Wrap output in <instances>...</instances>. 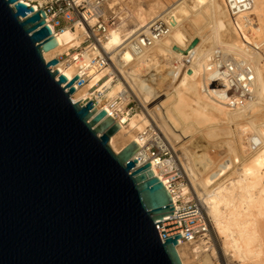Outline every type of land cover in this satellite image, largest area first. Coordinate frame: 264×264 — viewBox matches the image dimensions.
<instances>
[{"label":"water","instance_id":"water-1","mask_svg":"<svg viewBox=\"0 0 264 264\" xmlns=\"http://www.w3.org/2000/svg\"><path fill=\"white\" fill-rule=\"evenodd\" d=\"M57 45L44 11L0 0V264H182L170 193L136 143L113 152L117 121L72 102L78 76L43 58Z\"/></svg>","mask_w":264,"mask_h":264},{"label":"bare ground","instance_id":"bare-ground-1","mask_svg":"<svg viewBox=\"0 0 264 264\" xmlns=\"http://www.w3.org/2000/svg\"><path fill=\"white\" fill-rule=\"evenodd\" d=\"M251 1L253 5L252 14L255 19V26L249 28L248 30L242 31L243 36L241 37V35H239L235 31L233 24H231L230 20L228 19L222 7L221 0H177L174 8L166 14L165 12L169 8L164 9V11L160 13L163 10V5L159 0H109L107 2L106 7H109L114 11V8H116V10L119 8L118 10L120 11L122 7H128L130 9V15L134 17L136 24L140 26L137 31L140 32L138 34L136 33L137 35H135L134 38L141 35L149 34L150 30H152V28L154 27L156 20L163 21V23L168 27L170 32L166 37L157 42L152 49L145 50L141 53H136L132 52V50L129 51L127 49V46L129 44L124 47L125 50L120 49V46H122L123 39H127L128 35H130L131 33H126V31L122 30L121 28H118L114 31L109 32L107 40L103 43V48L108 53V55L111 56V59L114 61L115 67L123 75V78L125 79L127 85L125 86L123 85L124 83L122 84L119 81L115 82L108 80L106 84L109 85V90L106 94V98L114 97L120 91H126L130 93V91L132 90L140 99L145 102L147 100V97L149 96L146 97V93H144L146 86L144 83L146 82L144 80H141V77L139 76V73H141V69L143 70L144 67H148L151 63L154 67V63H156L157 60L159 61V59L161 58L162 61H168V63L171 64L174 59L170 61L169 55L172 54L176 57H174L175 62L176 60H178L177 58L180 57V61L178 60V63L176 64L174 70V72H176L174 74V79L176 80V83H174L176 87L173 86L174 90L171 95L173 97L171 103L172 106L169 108L173 120L182 122L184 119L186 120L188 115L195 112L197 113V116L200 115L204 119L214 122V126L217 123L222 124L224 128L231 126V128L233 127V129H238V131L237 129H235L237 131L238 135H236L238 136V138L235 137V135V138L232 136L231 139L234 138V140L232 141L236 143V146L238 145L237 147H239V145L240 147L237 148L236 146H233L234 151H232L231 146L234 143L232 145L230 144L228 151L224 150L225 152L221 154L227 159L225 161L227 165H224V163L221 166V170L227 168L229 165L231 166V164L233 165V163L236 162L235 164H237V168L235 167L233 170L235 178L233 176V179L229 180H224L226 177L219 179L220 176L225 174L224 172H222L218 175L216 179L208 183L204 178L199 179L196 172H194V170L189 166L187 167H189L188 170H191V172L188 171L189 173H187L189 174L188 176L191 177V181L193 180L192 183L195 187L197 197L200 198L199 200H201L202 205L204 204V207L206 209L205 214L207 213V218L212 217L215 222V226H213V224H211L210 222L211 218H208L209 234L207 235V237L209 242H212V255L220 256L219 260H221L222 262L223 259L220 258H225V252L223 251L218 242L217 234H220V236L224 234H229L231 236V246L233 248H237L241 251L242 255L248 257L246 261L247 264H264V222H262V219L264 217V143H262V141L264 140H261V138H263L262 135L264 134V132L261 131L263 129H258L257 126H259V123L257 126L255 124V126L257 127L255 130L258 129L259 131H256V134L254 135L252 134L253 136H250V138H246V144L248 146H246L247 149L244 150L243 146H241L242 144L244 145V139L242 138L244 136L242 135H245V133H247L249 130H252L250 126L248 127L249 124L246 121V118L249 116L246 115L248 113L246 111H242L241 109L243 108L244 110V108L247 107L250 101H252L251 99L253 98L256 90L259 94L257 95L260 98V107L264 109V0ZM124 10L128 9L125 8ZM180 15L181 17L183 16V22L175 23V26L172 28V25H174L173 23L178 17H180ZM185 24L187 25V29L185 28ZM144 28H146L145 31L143 30ZM188 29H190V32L192 31V33H188ZM74 30L65 31L55 37L58 45L53 50L43 53V58L46 62L56 58L57 55L63 52H67L70 49L79 47L81 45L82 29L80 27H76ZM179 33L187 34L190 40L194 38V36H196L199 39L198 46L196 45L195 49H193L192 52L191 50L186 51L187 48H183L181 46L183 41H179L182 42L181 44L175 43L178 40L176 36ZM133 34H135V32ZM169 39H171L170 43H167V40ZM223 40L226 41L222 42ZM244 40L259 48V52L253 51L252 54L249 53V51L252 50L246 47ZM187 41L186 43L189 45V42ZM224 43L230 44L228 45V49L230 50V52H237L234 53L236 56L233 55L234 59L236 60V70L234 69L236 77H231V75H227V73L224 72L221 73L223 74L222 79L219 77L218 79H216L213 77L215 75H213V71L210 65L212 54L216 51V48L213 47H215V45H223ZM178 44H180L179 47L177 46ZM206 44H209V46L207 45L208 48L203 49ZM176 46V51H178V49L180 48L182 51L181 53L176 51L174 52ZM247 51L248 54H246ZM225 52L222 53L225 55ZM180 54L181 56H179ZM172 57L173 56H171V58ZM260 58L263 59L259 61ZM76 60H78V58L76 57V55H73V59H69L68 63H57L52 68V70H57L60 74H63L67 78L68 82H71L74 79V76L78 74ZM156 66H158V64ZM162 68L163 67L161 66V70ZM246 70L251 71V74L253 75L252 78L249 79L247 75L242 76L243 71ZM106 72V70L99 73L91 72L90 80L87 82V84L81 88H78L75 93L71 96L73 102L80 101V104H86L89 100H91L92 94H90L89 90L92 89V87L96 85L103 76H105ZM157 75H159V73L156 71V76ZM197 77L199 79H197ZM147 83L149 84V82ZM243 89H246L250 93V96L248 94L244 96L242 94L244 93ZM254 102L255 101H253L252 106L253 104L255 106L256 102ZM259 104H256V106ZM99 107L103 110H108L110 115L113 116V114L109 111L106 103H101ZM184 108H188L190 112L188 113L184 111ZM150 113L153 114L152 110L150 111ZM258 113H260V111ZM262 113L261 115H263ZM254 115L257 117L256 114H253V118L255 117ZM145 116L143 117V115L138 114L134 116L123 114L118 117L117 122L120 124V129L114 136L111 137L109 141V146H111L113 151L119 153L129 143L134 142L139 147L137 153L135 154V157L140 158L141 163L149 161L145 150V144L147 141L145 131L146 126H148L149 124V121ZM258 116H260V114ZM250 118L252 119V117ZM168 123L170 122H167V124ZM162 127L165 130L167 129L164 126ZM158 129L159 128L157 127V130ZM225 129L227 131V129L229 128ZM208 130L210 129H205V131ZM235 130H233L234 133L236 132ZM233 131L232 134L234 135ZM228 134L230 133L228 132ZM208 135H210V133ZM215 135L216 134H214V136ZM179 136L180 135H178V137ZM207 138L209 139V137ZM163 142H165L164 139ZM167 142L169 143L168 140ZM167 142H165L164 144L166 145V148L169 149L168 145L170 144L167 145ZM238 142L240 144H238ZM219 143L221 144L222 142L220 141ZM178 144L180 143L178 142ZM217 152L215 154L216 156H219V151L217 150ZM200 154L202 155V152ZM204 155L206 156V154ZM189 156L190 154L188 155V157ZM203 158L204 157H202V159ZM157 164V162L152 164L151 169L154 172V175L160 178V180H162L163 182V178H161L158 172ZM196 168L198 169L199 167ZM200 169L201 168H199V170ZM198 187H200L199 190L202 188L203 193L198 191ZM213 190L217 191V193L219 194L222 211L223 209H225L224 211H227L228 208L232 207V213L233 211L235 212V210L237 213V211H240V209L237 210V208H240L238 207V205L240 206L241 204H247L250 208L249 210V208L247 207V211H250L248 212L250 213L248 214V217H251V220L249 221V218L245 219L240 213H237L236 215H234L235 217H233L234 222L227 224L223 217L213 213L211 209H209V207L207 208V205H209V203L213 200V197L209 194ZM227 195L229 197L228 199L225 197ZM241 211H243V209H241ZM247 220L249 222H247ZM237 228L241 229V231L239 230V232H243L241 233L242 235H237L239 236L238 239L235 237V231L237 230ZM239 232L238 234H240ZM202 242L203 244L205 243L204 241ZM204 248L196 244H179L176 247V251L182 264H193L195 263L196 258L199 256V254L201 253V251H203ZM211 252L212 251H210V253ZM206 257L207 258L204 262H202V264H213V262L209 259V256Z\"/></svg>","mask_w":264,"mask_h":264},{"label":"built area","instance_id":"built-area-1","mask_svg":"<svg viewBox=\"0 0 264 264\" xmlns=\"http://www.w3.org/2000/svg\"><path fill=\"white\" fill-rule=\"evenodd\" d=\"M108 1L109 0H22L27 7H33L35 12L44 11L45 24L49 27L54 37L68 30L73 31L76 27L82 29V44H84L85 47L80 53L75 54L78 58V60H76L78 70L76 76H78V80L73 84V87L77 90L86 85L90 80L91 72L99 73L106 70L105 76L96 84L98 89L91 92L92 99L90 101L94 104L95 108L99 107L103 102L106 103L113 116L110 115L108 110H105L106 113L117 121L118 117L123 114L129 115L136 112L137 106L135 107V105H133L135 103L130 100L126 92H119L114 97L106 98V94L109 90V85H107L106 82L108 80L118 81L113 70V67H115L114 61L103 48V43L107 40L111 27L114 25L111 20L112 17L105 11ZM221 2L228 19L241 37L243 36L242 31L255 26L251 0H221ZM169 32L168 27L163 22H155L149 34L141 35L130 40L127 49L136 53L152 49L156 43L166 37ZM244 41L248 49L252 51L260 50L255 45L250 44L246 40ZM76 49L77 48H72L67 52H63L54 59L57 60V63H68L69 59H73V52H75ZM210 63L213 75H215L213 76L214 78L218 79L219 77L222 79L223 74L221 73L224 72H226L227 75H231V77H236L234 72V69L236 70V60L225 56L220 49H216L212 54ZM246 75L249 79L253 76L250 70L243 71L242 76ZM76 76H74V78ZM243 90L244 93L242 94L244 96L247 94L250 96V93L246 89ZM97 110L102 111L103 109L99 108ZM146 132L147 141L145 150L149 161L141 163L140 158H135L139 161L141 166L148 162L151 166L156 162L158 163V172L161 178H163V182L160 178L156 177L170 193L174 207L172 216L166 217L163 222L177 220L181 236L185 240L178 243V245H199L201 240L208 239L207 235L209 234V221L204 208L201 203L193 197L175 157L169 153V149H166L163 144H160L161 140L159 134L153 129H148ZM183 189H185V193H182ZM207 245H209V243Z\"/></svg>","mask_w":264,"mask_h":264},{"label":"rangeland","instance_id":"rangeland-1","mask_svg":"<svg viewBox=\"0 0 264 264\" xmlns=\"http://www.w3.org/2000/svg\"><path fill=\"white\" fill-rule=\"evenodd\" d=\"M160 2H161V4L163 5V10L160 12V13H162L163 11H164V9H166V8H169L166 12H165V14L166 13H168L169 11H171L173 8H174V6L176 5L175 3H176V1L177 0H159ZM173 5V6H172ZM172 6V7H171ZM128 9L129 10V14H128V10H124V9ZM115 9V11L117 12H115L113 9H110L109 7H106V9H105V11L107 12V14L108 15H110L111 17H112V22L114 23V25L111 27V30L110 31H114V30H116V29H118V28H121L122 30H124V31H126V33H131L130 35H128V37H127V39L126 38H124L123 39V42H122V46H120V49H124L125 50V48L124 47H126L128 44H129V42H130V40H132V38H134V36L135 35H137L139 32H137L138 31V28L140 27L139 25H137L136 24V21H135V19H134V17L132 16V15H130L131 14V11H130V9L128 8V7H122L121 8V11L120 10H116V8H114ZM120 11V12H119ZM127 12V13H126ZM123 15V17H122V15ZM124 13H126V14H124ZM160 15V14H159ZM158 15V16H159ZM126 16V17H125ZM157 16V17H158ZM175 18H177V17H175ZM183 16L181 17V15H180V17H178L176 20H175V22L173 23L174 25H172V28L175 26V23H182L183 21ZM156 21H158V20H156ZM155 21V22H156ZM161 22H163V21H161ZM169 22H170V20H169ZM186 24H187V22H186ZM185 24V28L187 27V25ZM146 28H147V26H146ZM146 28H144L143 30L145 31L146 30ZM187 29V28H186ZM143 30H141V31H143ZM173 30V29H172ZM75 31V30H74ZM135 32V34H133ZM137 33V34H136ZM188 33H192V31L190 32V29H188ZM178 36V37H177ZM176 36V38H178V40H177V42H175L176 44L177 43H182V42H179V41H183V43L181 44V46L184 48H187L186 49V51L187 50H191V52L193 51V49H195V47L194 48H192V49H188L189 48V46H190V44L194 41V40H197V46H198V44H199V39L196 37V36H194V38H192L191 40L188 38V35L187 34H181V33H179L178 35ZM187 36V37H186ZM185 37V38H184ZM196 37V38H195ZM183 38H184V40H183ZM82 40H83V38H82ZM170 40L171 39H169V40H167L168 42L167 43H170ZM187 40H189V41H187V42H189V45L186 43V41ZM226 40H223L222 42H225ZM126 42V43H125ZM227 43H229V42H227ZM227 43H224L223 45L221 44V45H215V47H213V48H216V49H220L223 53L225 52V51H228V52H225V56H227V57H231L232 59H234V56L233 55H235L234 53H237V52H230V50L228 49V45H230V44H227ZM180 44H178L177 46L179 47L180 46ZM184 44H187V45H184ZM209 46V44H206L205 46H204V48L203 49H206V48H208V46ZM177 46H176V48H175V50H174V52L176 51V49H177ZM217 46H219V47H217ZM85 47V45L84 44H82L81 43V45L79 46V47H75V48H77L76 50H75V52H73V55H75L76 53H80L81 51H82V49ZM123 47V48H122ZM127 48H128V46H127ZM184 50V49H183ZM225 50V51H224ZM185 51V50H184ZM110 52V51H109ZM176 52H182L181 51V49L179 48L178 49V51H176ZM255 52H259V50L258 51H255ZM254 52V53H255ZM249 53H253V51H249ZM115 54H116V52H115ZM115 54H114V57H115ZM246 54H248V51H247V53ZM170 57V61H172V59H174L175 60V56L174 55H169ZM171 56H173L172 58H171ZM179 56H181V54L179 55ZM236 56V55H235ZM249 56V55H248ZM175 57V58H174ZM178 57V56H177ZM179 61H180V57H178L177 58ZM261 59H263V58H260L259 59V61L261 60ZM173 60V62H171V64H169L168 63V61H162V58L161 59H159V61L157 60L156 61V63H154V67H153V64L151 63V64H149V66L148 67H144L143 68V70L141 69V73H139L140 75V77H141V80H144L146 83H144L146 86H145V90H144V93H146L145 95H146V97L147 96H149V97H147V100H148V102H147V100L144 102L142 99H140L132 90L130 91V93L129 92H126V91H122V92H126V93H128V95H129V97H130V100L131 101H133L135 104H133V105H135V107L137 106V110H136V112H134V113H132V114H129L130 116H134V115H143V117L145 116L147 119H148V121H149V124H148V126H146V130H148V129H153L155 132H157L158 134H159V136H160V144H163L164 145V147L166 148V145L164 144L165 142H167V140L169 141V143L167 142V145L168 144H170V145H168V148H169V153L172 155V156H174L175 157V159H176V162H177V164H178V166L180 167V169H181V171L183 172V176L185 177V180H186V183H187V186H188V188L190 189V191H191V193H192V195H193V197L196 199V200H198L199 202H201V200H199L200 198H198L197 197V195H196V190H195V187L193 186V183H192V181H191V177L190 176H188L189 174V172L188 171H190L191 172V170H188L189 169V167L190 168H192L193 170H194V172H196V174L198 175V178L199 179H205L206 180V182H208V183H210V182H212L214 179H216L217 177H218V175L219 174H221L222 172H224L225 174L224 175H222V176H220L219 177V179L220 178H225L224 180H229V179H233V176H234V178H235V174H233L234 172H233V170H234V168L236 167L237 168V164H235V163H233V165L231 164V166L229 165L227 168H225V169H223V170H221V166L225 163V161L227 160L225 157H223V155H221L223 152H225V151H228V149H229V147H230V144L232 145L233 143V145L231 146L232 147V151H234V147L236 146V143L234 142V141H232V140H234V138L235 137H237L238 138V134H237V131H238V129L237 128H234L233 129V127L231 128V126H229V127H225V128H229V129H227V131H226V129L224 128V126L222 125V124H215V126L213 125V123L214 122H212V121H209V120H206V119H204L202 116H197V113H195V112H193V113H191L190 115H188L187 116V118H186V120L184 119L182 122L181 121H174L173 120V118H172V115L170 114V111H169V108L172 106L171 105V103H172V99H173V97L171 96L172 95V92H173V90H174V87L173 86H175L176 87V85H175V73L176 72H174V70H175V67H176V64L178 63V60H176V62ZM235 60V59H234ZM158 62V63H157ZM175 62V63H174ZM162 63V64H161ZM158 64V66H156ZM168 64V65H167ZM163 67L162 68V70H161V66ZM149 68V69H148ZM153 68V69H152ZM160 68V69H159ZM168 68V69H167ZM155 69H157V70H155ZM159 69V70H158ZM113 70H114V73H115V75L117 76V78H118V81L119 82H121L123 85H125V86H127L126 85V82H125V79L123 78V75L120 73V71L116 68V67H113ZM146 70V71H145ZM148 70V71H147ZM153 70V71H152ZM156 71L159 73V75H157L156 76ZM154 74V75H153ZM148 75V76H147ZM155 76V77H154ZM144 77V78H143ZM153 77V78H152ZM146 78V79H145ZM196 78V77H195ZM197 79H199L198 77H197ZM154 80V81H153ZM174 80V81H173ZM151 81V82H150ZM153 81V82H152ZM200 81V80H199ZM198 81V82H199ZM147 82H149V84L147 83ZM164 82V83H163ZM170 84H169V83ZM175 82V83H174ZM159 83V84H158ZM167 83H168V86H167ZM115 84H118V83H115ZM153 87H154V89H153ZM96 89H98V87L96 86V85H94L93 87H92V89H90L89 90V92H90V94H92L91 92L92 91H95ZM121 92V91H120ZM150 92V93H149ZM153 92V93H152ZM164 93V94H163ZM150 94H152V95H150ZM166 94H168V95H166ZM258 92H257V90H256V92H255V94H254V96H253V98L251 99L252 101H250V105L248 104L247 105V107H245L244 108V110H243V108L241 109L242 111H246L248 114H246V115H249L250 117H252V119L248 116L247 118H246V121H247V123L249 124L248 125V127L250 126L251 127V129L252 130H249L247 133H245V135H242V136H244V137H242L244 140H243V143H244V145L242 144L241 146H243V149L244 150H246L247 149V144H246V138H250V136H253L254 134H256V131H259V130H261V129H263V130H261L262 132H264V113H262V112H264V109L262 108V107H260V104H259V102H260V98L258 97ZM255 95H256V97H255ZM138 97V98H137ZM166 97V98H165ZM254 98H256V99H254ZM258 98V99H257ZM153 99V100H152ZM155 101V102H154ZM253 101H255L254 103H255V106H256V104H259V105H257L256 106V109H255V106H254V104H253V106H254V109H253V106H252V103H253ZM147 102V103H146ZM156 105V106H155ZM249 107H251V108H249ZM259 107V108H258ZM259 109V110H258ZM147 110V111H146ZM152 110V113L153 114H151L150 113V111ZM182 110H183V108H182ZM247 110H249V111H247ZM254 110V111H253ZM148 111H149V113H148ZM184 111H186V112H190V110L188 109V108H184ZM260 111V113H258ZM157 112V113H156ZM251 112V113H250ZM143 113V114H142ZM257 113H258V115L260 114V116H258L257 115ZM261 113L263 114V115H261ZM148 114H150V115H148ZM253 114H256L257 115V117L255 116L254 118H253ZM151 116V117H150ZM158 116V117H157ZM167 118H166V117ZM154 117V118H153ZM156 117V118H155ZM151 119V120H150ZM154 119V120H153ZM250 119H251V121L253 122H251L250 121ZM250 122H249V121ZM165 121V122H164ZM156 122V123H155ZM167 122H170V123H168L167 124ZM173 122V123H172ZM179 122V123H178ZM261 122V123H260ZM263 122V123H262ZM258 123H259V126H257L258 125ZM255 124H256V126L258 127V129L257 130H255L257 127L255 126ZM157 125V126H156ZM174 125V126H173ZM217 125V126H216ZM162 126H164L165 128H167L166 130L165 129H163V127ZM169 128H168V127ZM157 127L161 130H157ZM162 127V128H161ZM175 127V128H174ZM163 129V130H162ZM205 129L207 130V129H210V130H208V131H205ZM231 129V130H230ZM235 130V129H237V131L234 133V131L233 130ZM171 132H170V131ZM184 130V131H183ZM212 130V131H211ZM215 132H214V131ZM229 130V131H228ZM183 131V132H182ZM190 131V132H189ZM210 131V132H209ZM232 131H233V133H234V135L232 134ZM181 132V133H180ZM210 133V135H208L209 133ZM227 134H226V133ZM228 132L230 133V134H228ZM145 133H146V137H147V132L145 131ZM174 133V134H173ZM177 135H176V134ZM213 135H212V134ZM214 134H216L217 135V137H216V135L214 136ZM232 134V135H231ZM237 134V135H236ZM253 134V135H252ZM178 135H180L179 137H178ZM207 135V136H206ZM224 135H226V136H224ZM230 135V136H229ZM236 135V136H235ZM177 136V137H176ZM232 136L234 137L233 139H231L232 138ZM263 136V138H261V140H264V134L262 135ZM261 136V137H262ZM175 137V138H174ZM181 137V138H180ZM207 137H209V139L207 138ZM211 137V138H210ZM216 139H215V138ZM213 138V139H212ZM236 138V139H237ZM163 139L165 140V142H163ZM181 139V140H180ZM185 139V140H184ZM215 139V140H214ZM184 140V141H183ZM214 140V141H213ZM226 140V141H225ZM222 142L221 144L219 143V142ZM232 142V143H230V142ZM236 141V140H235ZM177 142V143H176ZM178 142L180 143V144H178ZM201 142V143H200ZM195 143V144H194ZM216 143H217V145H216ZM262 143H264V141H262ZM110 144V143H109ZM173 144V145H172ZM177 146H176V145ZM183 144V145H182ZM228 144V145H227ZM238 144H240L239 142H238ZM246 144V145H245ZM181 145V146H180ZM234 146V147H233ZM238 146V145H237ZM236 146V147H237ZM247 146V147H246ZM111 147V146H110ZM171 147V148H170ZM239 147H240V145H239ZM239 147H237V148H239ZM175 148V149H174ZM218 148V149H217ZM112 149V148H111ZM167 149V148H166ZM184 150V151H183ZM186 150H188V151H186ZM203 150V151H202ZM217 150L219 151V154L221 155H217L216 156V152H217ZM225 150V151H224ZM239 150V149H238ZM115 154H117L115 151H113ZM197 152V153H196ZM202 152V155L200 154ZM221 152V153H220ZM237 152V151H236ZM236 152H233V153H236ZM190 154V156L188 157V155ZM198 154V155H197ZM204 154H206V156L204 155ZM217 154H218V152H217ZM195 155V156H194ZM204 155V156H203ZM199 158H198V157ZM216 156V157H215ZM202 157H204L203 159H202ZM209 157V158H208ZM197 158H198V160H197ZM207 158V159H206ZM211 158V159H210ZM201 159H202V161H201ZM220 159V160H219ZM223 159V160H222ZM195 161H197V162H195ZM198 163H200V164H198ZM224 165H227V163H225ZM186 166V167H185ZM187 166H189V167H187ZM200 166H203V167H200ZM196 167H199V168H201L200 170H199V168L197 169ZM230 167V168H229ZM187 170V171H186ZM188 172V173H187ZM191 182V183H190ZM263 182H264V178H263ZM199 188L200 187H198V191H200L201 193H203V190H202V188L199 190ZM194 192V193H193ZM182 193H185V189H183L182 190ZM212 197H213V200L209 203V205H207V208L209 207V209H211V211L213 212V213H215V214H217V215H219V216H221V217H223V219L226 221V223L227 224H230V223H233L234 222V218L233 217H235L234 215H236L237 213H240L245 219H248L249 218V221L251 220V217H248V214H250V213H248V212H250V211H247L248 209H247V207L249 208V206L247 205H238V207H240V208H237V210H239L240 209V211H237V213H236V210H235V212L233 211V213H232V210H233V208L232 207H230V208H228L227 209V211H224L225 209H223V211H222V208H221V204H220V198H219V194L217 193V191H211L210 193H209ZM227 199L229 198L228 197V195L227 196H225ZM201 205H202V202H201ZM203 207H204V204L202 205ZM242 207V208H241ZM241 209H243V211H241ZM204 210H205V212H206V209H205V207H204ZM249 210H250V208H249ZM227 213V214H226ZM245 213V214H244ZM207 214V213H206ZM229 215V216H228ZM249 216H251V215H249ZM209 218V217H208ZM211 218V220H210V222H211V224H213V226H215V222H214V220H213V218L212 217H210ZM209 218V219H210ZM229 220V221H228ZM263 220V221H262ZM261 221L262 222H264V217H263V219H262ZM248 220H247V222H249ZM245 224H246V222H245ZM241 227V226H240ZM238 230V231H237ZM237 234H236V231H235V237L238 239L239 238V236L240 235H242L241 233H243V232H239V230L241 231V229H238L237 228ZM238 232L240 233V234H238ZM237 235H239V236H237ZM217 237H218V242H219V244H220V246H221V248L223 249V251L225 252V258H220V259H223L222 260V262L224 263V264H247V259H248V257L247 256H244V255H242V253H241V251L240 250H238L237 248H233L232 246H231V236L229 235V234H224V235H221L220 236V234H217ZM202 241H206L204 244H203V242ZM209 243V245H207L208 243ZM197 245V244H196ZM198 246H200V247H202V248H204L203 249V251H201V253L199 254V256L196 258V260H195V263H193V264H202V262H204L205 261V259L207 258L206 256H209V259L213 262V264H223L222 262H221V260H219V257L220 256H213L212 255V253H213V247H212V242H209V240L208 239H206V240H201L200 241V244L198 245ZM211 249V250H210ZM205 251V252H204ZM210 251H212L211 253H210ZM203 255H204V257H203ZM212 255V256H211ZM212 257V258H211ZM217 259V260H216ZM218 261V262H217ZM190 264H192V263H190Z\"/></svg>","mask_w":264,"mask_h":264}]
</instances>
